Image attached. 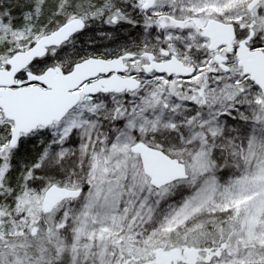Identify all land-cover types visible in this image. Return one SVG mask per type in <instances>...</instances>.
<instances>
[{
	"label": "snow or ice",
	"instance_id": "6c2138e0",
	"mask_svg": "<svg viewBox=\"0 0 264 264\" xmlns=\"http://www.w3.org/2000/svg\"><path fill=\"white\" fill-rule=\"evenodd\" d=\"M0 264H264V0H0Z\"/></svg>",
	"mask_w": 264,
	"mask_h": 264
}]
</instances>
